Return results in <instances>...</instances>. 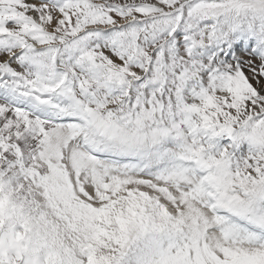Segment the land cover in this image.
Here are the masks:
<instances>
[{
    "label": "snow or ice",
    "instance_id": "obj_1",
    "mask_svg": "<svg viewBox=\"0 0 264 264\" xmlns=\"http://www.w3.org/2000/svg\"><path fill=\"white\" fill-rule=\"evenodd\" d=\"M0 264H264V0H0Z\"/></svg>",
    "mask_w": 264,
    "mask_h": 264
}]
</instances>
